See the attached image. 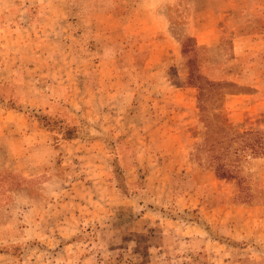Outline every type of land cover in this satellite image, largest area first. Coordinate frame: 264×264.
<instances>
[{"label":"rangeland","instance_id":"rangeland-1","mask_svg":"<svg viewBox=\"0 0 264 264\" xmlns=\"http://www.w3.org/2000/svg\"><path fill=\"white\" fill-rule=\"evenodd\" d=\"M60 2L0 0V264H264V0H114L79 69Z\"/></svg>","mask_w":264,"mask_h":264},{"label":"crops","instance_id":"crops-1","mask_svg":"<svg viewBox=\"0 0 264 264\" xmlns=\"http://www.w3.org/2000/svg\"><path fill=\"white\" fill-rule=\"evenodd\" d=\"M64 5L65 7L61 8L56 18L58 20H67L69 23L70 32L63 33L60 38H66L70 42L67 56L70 58L72 68L79 69L81 67L79 64V53L83 52L84 47L88 48V46H84L88 41H91L90 44L96 43V49L94 50L92 48L90 50L91 53L97 54L101 48L112 47L126 39L127 31L121 22L117 8L114 5V0H65ZM28 7L31 8V4ZM143 8L147 9V5L144 4ZM30 18L32 19V17ZM52 20L55 19H50L46 16L41 22H43L42 24H46ZM83 21L86 22V25L83 24ZM79 22L82 25L80 26L82 27L81 34L79 33ZM104 34H107L109 37L107 41L101 39V37H105ZM108 53H116V51L109 50ZM94 61L93 64L97 66L105 63L101 59L98 61L95 59ZM94 78L99 80L100 76L94 73L93 75L85 77V80ZM65 88H67V85ZM65 93L70 94L71 92L65 89Z\"/></svg>","mask_w":264,"mask_h":264}]
</instances>
